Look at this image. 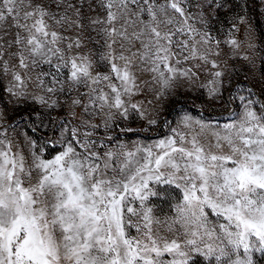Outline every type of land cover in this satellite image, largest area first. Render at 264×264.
<instances>
[{"label":"snow or ice","instance_id":"snow-or-ice-1","mask_svg":"<svg viewBox=\"0 0 264 264\" xmlns=\"http://www.w3.org/2000/svg\"><path fill=\"white\" fill-rule=\"evenodd\" d=\"M231 8L230 0H0L8 101L14 110L39 106L32 132L59 129L37 140L0 107V264H259L264 93L240 94L239 114L223 125L185 113L148 144L112 135L121 120L161 123L183 88L213 103L231 93L211 27ZM240 28L242 58L255 68L247 15L233 17L224 43L235 54ZM260 72L264 79V59ZM146 92L155 115L137 99ZM161 186L168 212L152 200Z\"/></svg>","mask_w":264,"mask_h":264},{"label":"rangeland","instance_id":"rangeland-1","mask_svg":"<svg viewBox=\"0 0 264 264\" xmlns=\"http://www.w3.org/2000/svg\"><path fill=\"white\" fill-rule=\"evenodd\" d=\"M230 2L232 4L231 11L226 13L222 10L211 27L213 34L222 42L220 45L222 50L221 60H227L232 69L231 84L228 85L232 90L231 93L225 91L224 100L213 103L209 101L206 92L203 90L194 92L188 88H183L178 95L167 99L160 117L161 123L149 126L146 121L137 118H134L132 121H119V127H114L112 132L115 143H125L131 146L133 143L148 144L164 138L170 133V126L175 127L176 122L185 113L194 118H202L212 124L223 125L224 123L230 122L239 114L240 102L238 96L240 94L247 96L249 90H251L253 99H261L262 93H264V79L261 78L260 72L261 60L264 59V16L259 15V0H230ZM238 15H247L256 25L255 32L258 40V51L255 53V68L242 58L244 55L249 54L246 46L243 44L246 33L242 28L233 34L234 38L241 41L242 45L235 54L233 49L227 43H224L227 39L226 33L230 27V21H232L234 16ZM5 84L6 81L0 82V107L8 110L9 122H15L13 123V127L19 124L18 131H27L28 135L33 136L37 140H41L42 137L46 138L59 135V129H55L52 125H49L46 129L32 132L31 129L39 124V120L35 118L34 112H42V110L38 105L20 107L19 110H14V106L8 101L7 93L3 90ZM137 99L144 101L145 107L152 115H155V112H152V108L156 104L154 93L146 92L144 95L137 97ZM148 101H152V104H148ZM30 116L32 117V121L28 122ZM57 116L67 119L64 112L54 111L51 114V118ZM45 119L47 122L48 117H45ZM126 125L131 127L132 130H124ZM98 135L100 138L104 137L105 134L102 128L98 130ZM49 148L50 151L47 155L50 157L55 153L51 150V145ZM56 148L58 150L59 146L57 145ZM159 191L160 195L153 197L152 200L164 212H168L170 206L168 193L164 186H161ZM172 195L175 196L178 193L173 192ZM257 259L259 264H264V258L258 256Z\"/></svg>","mask_w":264,"mask_h":264}]
</instances>
